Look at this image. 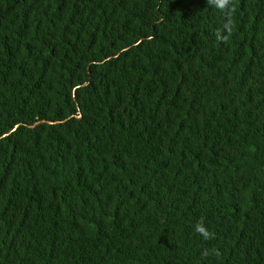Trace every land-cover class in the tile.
<instances>
[{
	"label": "trees",
	"instance_id": "obj_1",
	"mask_svg": "<svg viewBox=\"0 0 264 264\" xmlns=\"http://www.w3.org/2000/svg\"><path fill=\"white\" fill-rule=\"evenodd\" d=\"M0 264H264V0H0Z\"/></svg>",
	"mask_w": 264,
	"mask_h": 264
},
{
	"label": "clouds",
	"instance_id": "obj_2",
	"mask_svg": "<svg viewBox=\"0 0 264 264\" xmlns=\"http://www.w3.org/2000/svg\"><path fill=\"white\" fill-rule=\"evenodd\" d=\"M209 4L218 10H225L230 4V0H208ZM195 233L204 241L214 238V233L206 226L203 219L198 221L194 226Z\"/></svg>",
	"mask_w": 264,
	"mask_h": 264
}]
</instances>
